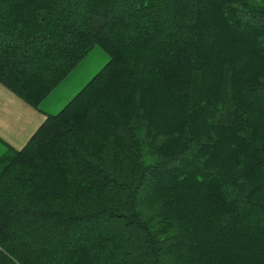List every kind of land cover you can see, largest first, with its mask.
Masks as SVG:
<instances>
[{
	"label": "trees",
	"instance_id": "16d2710c",
	"mask_svg": "<svg viewBox=\"0 0 264 264\" xmlns=\"http://www.w3.org/2000/svg\"><path fill=\"white\" fill-rule=\"evenodd\" d=\"M0 158V264H264V0H0V83L36 110Z\"/></svg>",
	"mask_w": 264,
	"mask_h": 264
},
{
	"label": "crops",
	"instance_id": "0c3cea01",
	"mask_svg": "<svg viewBox=\"0 0 264 264\" xmlns=\"http://www.w3.org/2000/svg\"><path fill=\"white\" fill-rule=\"evenodd\" d=\"M77 68L36 110L0 83V158L8 147L22 149L44 122L56 115L81 91L92 75V67ZM88 79H87V78ZM85 87V86H84Z\"/></svg>",
	"mask_w": 264,
	"mask_h": 264
},
{
	"label": "rangeland",
	"instance_id": "374dc122",
	"mask_svg": "<svg viewBox=\"0 0 264 264\" xmlns=\"http://www.w3.org/2000/svg\"><path fill=\"white\" fill-rule=\"evenodd\" d=\"M86 61H89V62L85 66V68H87V67L93 68L92 75H91V77H89L90 79L86 82V84H87L108 63L109 56L100 47H95L91 51V53L88 55V57L82 62V64L80 66H82ZM84 86H83V88H84Z\"/></svg>",
	"mask_w": 264,
	"mask_h": 264
}]
</instances>
